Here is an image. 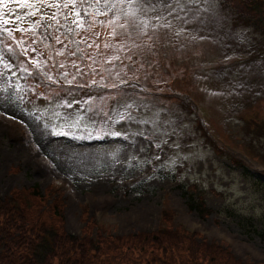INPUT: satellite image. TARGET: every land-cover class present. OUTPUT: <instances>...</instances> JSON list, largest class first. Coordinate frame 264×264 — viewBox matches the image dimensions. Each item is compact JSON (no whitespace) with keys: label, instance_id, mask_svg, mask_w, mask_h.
Wrapping results in <instances>:
<instances>
[{"label":"rangeland","instance_id":"rangeland-1","mask_svg":"<svg viewBox=\"0 0 264 264\" xmlns=\"http://www.w3.org/2000/svg\"><path fill=\"white\" fill-rule=\"evenodd\" d=\"M179 2L183 11L177 9L171 16L167 15L170 9L153 13L164 17L161 25H170L158 27L160 32L151 27L154 19L147 17V36L166 44L161 56L158 39L154 43L152 58L156 62L146 57L152 49L150 41L134 42L142 35L139 28L121 29L116 20L109 25L111 17L105 19V31L100 26L103 43L112 45L104 46L103 54L111 56L113 48L121 60L112 59L117 64L109 65L113 77L101 56L96 57L100 65L94 59V68L101 66L94 78L104 79L84 88L82 100L104 118L113 110L110 127L108 117L105 119L107 130L104 122L96 130L97 118L87 116L78 105L79 109L64 106L54 86L40 90L43 96L36 94L22 102L6 100L0 92V199L21 189L26 195L38 185L42 216L47 221L55 217L59 230L74 238L77 252H83L69 255L73 263L82 260L88 250L98 260L95 264L109 259L112 264H143L144 259H152L154 251L161 261L151 264H170V259L177 262L170 245L182 241V247L191 244L197 248L195 256L208 257L207 264H264V37L258 31L251 33L252 27L232 21L231 11L221 6V0ZM172 6L176 7L175 0ZM177 17L184 18V24L181 20L176 23ZM112 26L123 35H109ZM229 27L232 33H228ZM222 32L235 35L246 46L240 67L233 61H220L218 53L226 40L215 36ZM127 33L133 34L134 43ZM90 35L82 36L87 39ZM99 38L87 43L94 46ZM117 39L123 43V47L118 43L119 49ZM130 50L134 58L128 59L125 53ZM140 59L143 76L135 73L136 86L122 88L125 85L120 80H132L116 76L117 69L124 61L132 72ZM192 65L216 82L212 86L193 74L195 82L205 86L204 91L223 89L218 95H195L198 112L181 103L179 94L182 88L194 94L189 74L195 68ZM154 70L157 78L151 88L157 91H148L151 81L147 80ZM14 72L19 79L23 77L18 70ZM86 72L93 75L89 69ZM16 77L7 87L15 92L14 85L20 83L24 96L30 82L16 81ZM234 80L238 81L237 96L232 87L226 89ZM112 83L118 88L104 86ZM201 85L199 91H203ZM100 97H106V103ZM203 116L209 128L201 124ZM77 117L76 126H66ZM233 157L246 163L249 173L234 166ZM179 180L204 193L207 215L190 209L176 187ZM132 186L134 190L127 191ZM155 240L166 242L160 246Z\"/></svg>","mask_w":264,"mask_h":264},{"label":"snow or ice","instance_id":"snow-or-ice-1","mask_svg":"<svg viewBox=\"0 0 264 264\" xmlns=\"http://www.w3.org/2000/svg\"><path fill=\"white\" fill-rule=\"evenodd\" d=\"M191 2L193 0H189V3ZM175 3L176 7L172 6L173 0H157L156 3H153V0H0V37H3L0 38V45H3L0 47V65H3L6 70L0 72V80L4 81L3 86H0V92L4 93L6 100L14 99L22 102L25 99L21 94L23 88L20 83L15 84L18 90L16 92H11L7 87L12 78L17 76V72L11 71L14 67H18L24 73L23 79L39 78L40 83L48 81L49 88L55 86L63 89L65 85H70L76 89H83L102 83L104 77L101 76L99 81L95 79L96 73L92 65H84L77 59H68V57H76L77 53L84 55L79 47L80 43L92 47L87 40L100 35L99 32L92 31L94 25L105 23V20L100 17L110 16L109 25L112 24V20H116L121 29L139 28L142 34L147 35L146 29L149 25L144 12L155 11L159 7L162 10L170 9L167 15L171 16L177 9L184 10L179 0H175ZM152 19L156 21L151 25L154 29L161 26L170 27L167 23L163 25L159 23L164 19L163 16L157 15ZM11 24L15 27H7ZM81 30L90 32L91 35L85 39L80 35ZM14 32L22 35L17 38ZM108 34L113 37L123 35L116 31V26H112ZM118 43L123 47L122 42ZM57 44L60 45L59 48L55 47ZM69 45H73L74 49ZM104 46L108 48L112 45L106 43ZM41 47L46 51H40ZM30 53L36 55L33 56ZM61 55H64L65 59L57 60L56 57ZM21 56L26 59H20ZM85 58L91 60L93 64L96 63L90 55ZM107 59H119V57L111 56ZM128 59H131V55ZM17 60L19 65L14 62ZM68 65H71V71ZM85 67L93 73L92 76L84 71ZM120 83H125V81L120 80ZM104 86L118 88L115 83ZM30 87L35 92V87ZM39 95L44 94L41 92ZM89 100L92 101L93 98L89 97ZM100 100L106 103L107 98L100 97ZM88 110H93L91 105ZM103 110V108L99 109V111ZM79 122L80 118L77 117L66 126L73 127ZM112 134L120 135L119 132Z\"/></svg>","mask_w":264,"mask_h":264},{"label":"trees","instance_id":"trees-1","mask_svg":"<svg viewBox=\"0 0 264 264\" xmlns=\"http://www.w3.org/2000/svg\"><path fill=\"white\" fill-rule=\"evenodd\" d=\"M227 6L231 7L234 18L240 20L248 27H254L264 33V0H226ZM230 9V8H229ZM233 164L242 165L240 161H233ZM236 165V166H237ZM247 169L244 168L245 173ZM184 197L188 200L191 210H196L201 215H207L208 211L202 194L193 191L185 183L178 185ZM38 185L32 186L27 191L15 190L5 198L0 199V264H95L98 261L88 255V250L78 263L69 261V255L76 254L75 239L59 230L57 220L44 218V208L37 201H42V194L38 190ZM55 209V205H52ZM57 216L55 210L53 212ZM264 239V233L261 234ZM161 239V238H159ZM162 246V240H155ZM160 242V243H159ZM179 241L171 244V252L176 254L177 262L170 259V264H207L208 257L195 256L194 251H198L189 244L182 247ZM183 250V252L179 251ZM79 252L78 254H82ZM159 254L154 251L152 259H144L143 264H151L161 261ZM55 258L59 261L56 263ZM113 261L101 260L100 264H112Z\"/></svg>","mask_w":264,"mask_h":264}]
</instances>
